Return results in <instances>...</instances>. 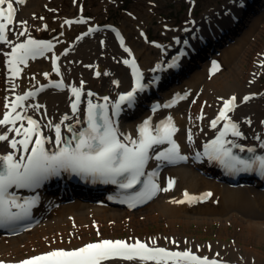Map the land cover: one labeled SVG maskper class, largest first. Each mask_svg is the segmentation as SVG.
<instances>
[{
    "label": "bare ground",
    "instance_id": "obj_1",
    "mask_svg": "<svg viewBox=\"0 0 264 264\" xmlns=\"http://www.w3.org/2000/svg\"><path fill=\"white\" fill-rule=\"evenodd\" d=\"M47 1L54 2L56 0H26L25 4L18 6L17 20L26 21L29 34L36 37L42 34L49 36L57 34L60 38L69 40L70 37L68 36H74L73 31L80 28L74 24L67 25L65 21L77 15L78 6L82 4L78 3V0H72L74 1L73 8L63 13L65 18L61 22H57L58 18L55 14H51L49 18L41 10V5L45 7L49 4ZM97 1L94 4L89 3V8H92L90 10L91 15L87 13L95 24L99 23L96 16L109 9V5L105 3L108 0ZM228 1L225 0L224 2H227L229 6L230 2ZM230 1L233 2L232 12L234 7L238 11L243 9L242 12L244 13L241 12L239 16L241 20H245L247 25L250 24V17H245L246 12H249L247 9L251 11L257 4L258 9L264 8V0ZM62 4L57 2L52 5L57 7L54 10L55 13H60L65 9ZM219 8L217 10V7L214 6L206 9L198 18V20L202 18L205 19L204 22L213 23L211 27L205 29L209 39L223 35L220 32L231 25V22L225 17L232 15H222L224 10L221 9V6ZM192 16L190 19H193ZM221 18L223 20L219 21ZM257 20L255 19L249 25L248 31L244 32L236 43H229L223 47L221 43L226 41L224 37L211 41L208 49L211 51L216 49L217 52H221L218 56L213 57L220 66L217 73L212 74L209 60L200 63L199 68L194 72L185 76L180 75L178 79L173 80L186 66V64L177 65L175 66L178 70L176 74L168 73L167 77L159 78L157 81V83L162 84L157 85L156 83L154 88L148 86L144 92L137 94L136 101L131 106L133 109L121 111L119 115L121 131L124 134H131L135 139L138 138V126L145 120L152 119L154 126H157L158 123L160 124L168 116H171L179 129L176 136L177 140L184 146L186 152L191 154L194 152V147L186 144L187 129L191 131L192 140L202 136H211L215 131L209 128L210 121L215 117L221 102L230 96H235L240 104L233 114V118L240 123L241 128L245 131L242 143L245 145L256 144L260 147L261 141H264V87H260L261 79L264 77V67H258L257 62L262 63L264 59L260 55L257 57L256 52L261 55L264 54V43L260 44L264 33V24ZM133 27L136 28L137 35L140 29L147 30V28L137 26V24ZM121 28L128 35L123 26ZM21 30L19 29V31ZM160 30L165 36L175 35L180 31L179 28L169 29L167 26H162ZM15 39L21 40V37L17 38L16 35L12 41ZM130 43L133 44V49L137 50L139 55H144L143 66L147 67L159 61L160 58L156 57L157 51L146 46L145 39L137 37L136 42L130 41ZM60 47L62 48L60 51L58 48H54L52 53L61 52L67 46ZM73 47L68 56L62 58L61 64L59 63L62 73L60 76H55L51 72V54L43 59L28 62L21 74L20 92L39 90L41 86L61 77L66 78L63 79V82H67L65 90H69L83 76L91 77L96 63L100 64L98 69L102 72V77L97 82H93L98 85L99 95H102L103 92L109 95L124 89L123 85H110V80L106 79L109 69L115 73L116 77L126 75L125 70L111 63L113 58L108 53L113 46L108 44L109 52L104 54L99 47L98 40L89 38L85 39L84 42H78ZM250 55L256 56V60L251 64L249 63ZM79 60H82L80 65L77 64ZM189 65L191 66V64ZM44 73L49 74L47 79ZM250 80L254 81L253 85H250ZM3 91L4 89L0 88V116L4 111V96L9 94ZM40 92L38 97L45 103L50 119L60 122L68 113L67 94L65 92L55 94L48 88ZM248 94H256V99L242 104L243 97ZM179 97L184 98L179 99ZM175 99L178 102L174 107L164 108L165 103ZM41 100L39 101L40 104L43 103ZM92 100L94 103L102 104L104 102L96 98ZM155 102L162 104L161 109L151 112ZM36 109L32 108L28 113L36 114ZM84 113L85 110L83 109L82 114ZM67 115L71 116L70 114ZM201 116L203 119H199ZM249 120L251 121L250 124L248 123ZM67 122L72 125L70 119ZM73 127L79 131L82 125ZM4 133L8 134L9 140L10 138L17 140L23 138L22 135L12 136L8 130ZM257 135L260 136V140L256 139ZM6 142L0 141L1 152L12 149L10 143ZM18 146L21 145L18 144ZM207 171L214 173L212 169ZM62 174L67 176L69 181H61L55 177H51L49 180L56 184L61 182L66 188L71 189L70 201L65 202V196L60 199L61 193H68V190L63 187L58 189L55 186L52 189L44 190L41 193L43 200L35 210L36 215L41 219L40 222L29 232L16 233L8 237L0 234V258L16 261L53 249L75 248L94 238L101 239L118 233H127L129 236L135 237L138 232L144 233L146 231L144 227L150 224L159 225L162 222L165 224V231L161 234H152V239L157 244L171 248L172 241L170 239L173 238L179 242L181 250L191 249L202 257L206 256L220 262L229 264H263L264 262V184L249 183L242 187H232L218 182L220 181L218 178L210 177L205 171H200L192 161H189L184 166L173 170L166 169L161 174L164 183L172 177L177 178L178 183L175 191L169 190L146 208L139 212L130 213L115 207L110 202L103 204L95 200L79 198L82 189L73 187L75 184L73 177L81 175L84 181H88L91 176L77 174L71 170ZM204 191H211L212 193V197L204 202L181 206L170 203L180 199L185 192L192 194V196H201ZM54 203L60 205L55 207ZM92 223H96L95 227L92 226ZM193 224L197 227L213 224L220 226L217 230V238L209 240V249L206 248V243L201 235L187 233L186 229ZM179 227H184L185 230ZM97 228H99V235H97ZM224 236L230 237L232 242L229 243L228 237L224 238ZM217 253L219 256L216 255ZM128 264H141V262L132 261Z\"/></svg>",
    "mask_w": 264,
    "mask_h": 264
},
{
    "label": "snow or ice",
    "instance_id": "obj_2",
    "mask_svg": "<svg viewBox=\"0 0 264 264\" xmlns=\"http://www.w3.org/2000/svg\"><path fill=\"white\" fill-rule=\"evenodd\" d=\"M26 0H0V43L7 44L11 48L10 53H4L10 56L8 59V69L12 78L19 76L22 69L20 65L27 66L29 59H35L44 52L52 51L54 45L51 42L36 40L30 38L25 43L13 44L9 40V33L19 36H24L28 33L26 21H16L17 7L14 5H23ZM85 21H65L71 25L73 23H83ZM14 26L22 29L19 33H14ZM46 27V26H45ZM180 43L179 40L176 41ZM185 43H187L185 41ZM121 45L123 46V38L121 37ZM160 47V45H156ZM131 55L128 48L124 49ZM59 59L58 57L56 58ZM124 63L134 69L136 76L135 87L126 94L119 96V101L111 105L114 109V114L118 115L121 111V105L127 104L132 106L136 101L137 92L145 90V85L142 83V74L136 66L135 59L131 61L125 60ZM175 64H170L173 67ZM159 67V66H158ZM264 67V62L261 63ZM219 69L218 64H213V72ZM54 71L58 76L61 75L59 64H55ZM48 73H44L45 78H48ZM100 76L99 71L96 72ZM255 75V74H254ZM118 83V82H117ZM83 81L81 87H71L72 96L75 101L72 103L73 113L79 111L81 96L83 93ZM53 87L63 89L65 87L63 78L59 83H53ZM40 90H43V86ZM35 93L28 92L26 95L16 97L15 102L6 104V111L3 118L0 119V126H5L8 132H15L16 136H23L22 139H12L9 141L12 149H17V145H21L24 153H29L27 157L20 156L16 158L14 153L0 155V225L10 223L15 220L26 218L30 215L29 208L36 203V200L25 201L23 204L17 203V198L9 189L15 188H36L46 180L49 176L59 175L61 170H71L77 174H83L94 178H100L102 182H110L113 184L119 183L123 189H131L137 184L143 183L144 191L139 193L134 198L137 202L151 198L152 195L160 191H169L175 184L174 179H169L167 187L161 188L154 177L156 172L148 175L146 182L141 181V177L145 176V166L149 159L157 161H167L168 163H176L178 161H186L188 157L180 152V145L173 139L179 129L176 127L171 116H168L165 121L159 125L153 126L151 120H145L138 127V138H133L131 134H124L119 131L117 123L109 114V98L103 97V103H94L92 99H87V128L82 131H77L73 126L65 125L67 132L71 133V137L65 139L62 136L61 125L64 121L71 119L65 115L57 124H52L49 121L46 127H51L55 131L54 141L50 137H45L40 131V124L31 116L25 117L21 112L17 111L23 107V101L34 96ZM94 93L88 92L87 97H92ZM184 97H179L183 99ZM236 97L232 96L228 100H224L223 108L218 116L211 121L210 126L216 128L221 121H225L223 131L219 136L212 141L211 145L206 146L203 155L208 156L210 160H218L220 163L231 172H250L257 169L261 175H264V155H255L256 148L249 147L245 149L243 146L233 144L232 141L226 140L225 137L231 133L234 137L243 138V134L239 130V126L229 116L236 107ZM251 97H244V101H248ZM171 104H166L164 107H171ZM35 108L42 107L37 104ZM159 105L157 106V108ZM27 120L28 127H24V120ZM203 119V116L199 117ZM21 122L17 127V122ZM250 124L251 121L249 120ZM23 129V132L21 131ZM33 137H36L33 140ZM260 140V136H256ZM9 140L6 133H0V141ZM73 141L75 145L73 146ZM188 141L192 143V134L189 132ZM46 143H54L58 151L50 152L45 148ZM168 144L164 151L154 153L150 156V152L154 146ZM239 148L240 152L247 151L250 154L247 159H242L240 156L234 155L232 148ZM29 145H33L29 150ZM63 145V146H61ZM261 148H264V141H261ZM197 157L201 154L197 153ZM184 200H173L172 203H194L203 202L212 197L211 192H206L202 196H192L189 193H184ZM134 206V205H130ZM21 209V213H15L12 208ZM99 235V228H97ZM175 244V241H172ZM185 243H188L185 241ZM156 242H142L135 240H112L103 239L96 242H90L82 247L75 249H55L42 255L34 256L25 259L21 264H103L108 260H123V261H139L141 264H218L215 259L208 257H200L192 252L191 249L183 251H173L164 247L155 246ZM219 256V253L216 254ZM0 264H3L0 261Z\"/></svg>",
    "mask_w": 264,
    "mask_h": 264
},
{
    "label": "rangeland",
    "instance_id": "obj_3",
    "mask_svg": "<svg viewBox=\"0 0 264 264\" xmlns=\"http://www.w3.org/2000/svg\"><path fill=\"white\" fill-rule=\"evenodd\" d=\"M189 0H108V2H105L109 5V9L107 11H104L100 13L97 17V21L101 24L104 23H112L115 25H118L120 27L123 26L124 30L127 31L128 36L131 41L136 42L137 38V30L133 26L137 24V26H143L147 27L149 29V32L151 35H153V38H156L159 35V30L161 26L166 23H176L174 26H180L181 22L183 20H186L187 15L186 11L188 9L187 2ZM197 1V6L195 7V13H202L206 9H209L211 7L216 6L219 10V6L225 1V0H195ZM60 2L63 3L65 9L73 8L72 0H56L54 3L49 4V13L47 14L49 17L51 14L55 15H61L63 13H55L54 10L57 8L55 6H52L55 3ZM92 2L93 4L95 2H98L97 0H78V3H81L85 10L88 11L87 13L91 15V9L89 8V3ZM96 6V5H95ZM76 8V7H75ZM41 10L45 13L44 6L41 5ZM64 15L61 16L63 18ZM246 18L250 17L249 23L251 24L255 19H258L257 21L259 23L264 24V8L258 9V4L254 6L251 11L246 12ZM167 20V21H166ZM134 24V25H133ZM246 24L245 20H241L239 23H237L235 26L230 25L229 29L231 30V35H224L220 38L224 37L226 41H222L221 45L227 46L229 43H236L238 40H240V37L244 32H247L249 29V25ZM82 29H79L75 31L76 33L78 31H81ZM74 32V33H75ZM230 33V32H229ZM219 38V39H220ZM262 41L260 44L264 43V33L262 35ZM206 52H212V53H206L202 52L198 54L195 58V60H192L190 63L186 64V69L183 71H180V74L175 76V78H179L180 75L185 76L188 73L194 72L196 69L199 68V64L203 62L208 61V57L210 55L212 57L218 56L221 52H217V50H209L208 47L206 48ZM256 56L258 57L259 54L256 52ZM256 56L250 55L249 56V63H253L256 60ZM197 60V62H196ZM191 64V66L189 65ZM248 68V65H247ZM1 79V78H0ZM172 80V81H173ZM262 84L264 85V77L262 79ZM1 85V80H0ZM263 85H260L262 88ZM148 105V104H146ZM65 194H61L60 199H62ZM103 201V200H100ZM218 224H213L211 226H200L197 227L196 225H191L188 227L187 233H193L195 235H201L203 240L209 241L212 239L217 238V230L219 229ZM180 229H184V227H179ZM144 230H146L149 234L155 233V232H161L163 233L165 231V224L161 222L159 225L150 224L146 227H144ZM185 230V229H184ZM141 233V232H138ZM122 234V233H119ZM223 234V233H222ZM122 235H128L127 233H124ZM151 235V234H150ZM228 237V236H224ZM228 242L231 243L232 239L228 237ZM264 264V262H263Z\"/></svg>",
    "mask_w": 264,
    "mask_h": 264
}]
</instances>
